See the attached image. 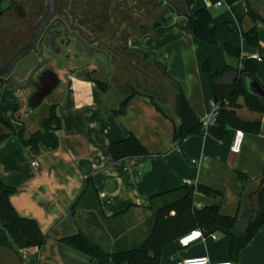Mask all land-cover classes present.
<instances>
[{"label":"crops","instance_id":"crops-1","mask_svg":"<svg viewBox=\"0 0 264 264\" xmlns=\"http://www.w3.org/2000/svg\"><path fill=\"white\" fill-rule=\"evenodd\" d=\"M34 1L0 0V64L24 38ZM37 2L41 5L45 0ZM14 4L23 9V16L15 13ZM224 4L213 6L210 0H194L191 6L192 10L203 6L213 8L220 46L216 50L213 44L185 30L186 16L178 13L173 4L166 11L171 19L158 25L154 34L152 31L128 39V46L156 53L160 60L166 61L168 73L183 83L187 101L200 119L208 117L213 101L209 74L201 69V62L210 60L216 71L228 63L234 64L236 61L221 48L224 42L248 51L238 20L236 25L231 22V28H225V22L234 21L233 17L244 18L245 0ZM256 26L264 44V20H257ZM244 61L243 57L237 61L239 67H243ZM256 77L264 87L263 60L258 61ZM231 78L232 75L225 74L223 80ZM106 83L108 88L102 92L85 75L66 76L62 89L53 95L62 121L57 132L59 143L52 149L40 145L39 153L46 155L47 163L39 158V165L32 167L35 154L15 134L0 140V178L15 188L10 201L19 214L34 218L46 235L40 248L26 247L17 253L0 225V264H127L126 261L100 263L61 239L83 232L108 251L136 245L147 233L151 197L184 182L202 184L216 191L214 195L196 191L193 199L198 206L215 203L223 214L233 215L238 210L242 191L237 172H242L250 179L243 214L255 200L264 178V112L248 108L243 96L237 97L235 113L242 119L260 122L257 132L242 130L243 141L237 152L230 149L236 130L233 127H227L225 137L220 139L211 125H207L202 134L189 135L177 145L172 141V121L155 107L149 95L129 96L126 111L116 113L115 109L128 93L116 91L112 84ZM50 89L43 102L53 93L54 88ZM27 95H21L20 100V92L12 81L1 83L0 117L15 130L24 127L26 132H33L39 128V107L43 102L29 107L24 102L27 103ZM159 96L164 105L172 106L171 90L159 92ZM19 100L25 104L24 109H16ZM0 130V134L5 132ZM129 134L139 139L149 155L113 160L108 144ZM87 177L95 191L93 187L85 189ZM179 238L164 244L159 264H179L183 257L203 254L213 262L230 260L235 264L227 234H206L187 245H182ZM238 262L264 264V222L240 249Z\"/></svg>","mask_w":264,"mask_h":264},{"label":"trees","instance_id":"trees-1","mask_svg":"<svg viewBox=\"0 0 264 264\" xmlns=\"http://www.w3.org/2000/svg\"><path fill=\"white\" fill-rule=\"evenodd\" d=\"M161 0H154L158 4ZM186 11L185 30L197 38L207 42L216 43L217 34L213 13L210 7L203 6L192 10L191 6L194 0H182ZM215 2L218 0H210ZM227 5L236 0H219ZM246 14L244 18L236 17L241 28L248 51L241 50L239 47L229 42L223 44L225 54L233 61H239L244 58L243 67L228 63L220 71L213 70L212 62L208 59L202 62L203 71L209 74V83L212 94V100L217 104V114L211 125L214 133L220 138L226 135V128L233 127L246 132H257L260 129V122L254 120H245L240 118L234 110L237 106V97L242 95L244 104L256 111L264 112V97L248 92L245 88V74L256 77L258 61L248 56L249 51H256L261 60L264 61V44L260 41L256 22L264 20V0H245ZM15 13L23 16L24 11L18 5L14 4ZM170 15L159 16L149 28L141 26V32L153 31L160 25L168 22ZM143 62L149 61L159 71L158 79L165 82V90L172 92V106L167 107L159 99L158 89H140V87L128 83L129 92L122 99L115 109L116 113L126 111L128 97L135 93H145L151 97L155 107L167 116L173 123L172 141L179 145L184 138L193 134H202L205 125L204 119H200L193 111L187 101L185 88L180 80L173 78L167 71L166 61L157 59L156 53L144 50H137ZM230 74L232 78L224 81V75ZM95 81L102 92L108 88L106 82L93 78L91 75H85ZM159 82V81H157ZM160 83V82H159ZM156 90V91H155ZM163 103V105H162ZM56 103L50 104L45 116L40 121L38 130L26 132L25 128L15 130L12 125L0 117V124L3 125L5 132L0 134V140L8 134H15L23 145L29 148L34 154L40 152V145L48 149L56 147L59 143L57 132L61 128L62 121L56 112ZM16 108V105H15ZM108 150L113 160H118L128 156L149 155L144 149L139 139L133 134L126 138L116 140L108 144ZM242 184V191L238 210L235 214H223L219 205L215 203L198 206L194 199L196 191L211 193L216 191L202 184H193L184 182L179 187L157 193L151 197L150 215L147 217V233L144 238L136 245L120 248L112 251L106 250L98 242L94 241L89 235L78 232L61 239L63 243L71 248L95 258L100 263L112 261L115 263L126 261L127 264H159V258L162 247L169 241H172L192 229L200 228L203 234L221 232L230 237L229 252L231 259L235 264H240L239 251L244 247L252 237L261 228L264 222V178L256 192L255 200L249 204L243 214V198L246 196V186L250 182L248 175L237 172ZM264 175V170L262 176ZM95 187L92 185L90 177L86 178L85 189ZM14 187L4 183L0 178V225L3 226L11 240L15 251L20 252L22 248L36 246L40 248L46 238L34 218L22 216L17 212L10 201V195ZM155 199V200H154ZM247 203L248 200H245Z\"/></svg>","mask_w":264,"mask_h":264},{"label":"flooded vegetation","instance_id":"flooded-vegetation-1","mask_svg":"<svg viewBox=\"0 0 264 264\" xmlns=\"http://www.w3.org/2000/svg\"><path fill=\"white\" fill-rule=\"evenodd\" d=\"M145 2L143 5V0H54L49 12L47 0L41 5L34 1L33 11L28 13L24 38L0 67L7 64L5 76H9L20 61L19 66L16 65V73H19L30 54H35L42 63L23 77L16 76L15 84L12 82L20 92V100L21 95L33 90V85L41 87V92L54 88L39 107V125L48 106L56 103L53 95L59 92L68 74L91 75L117 87L133 83L135 78L126 79V83L120 79L125 65L133 76L137 67L140 69L138 63L131 61L136 59L137 50L128 46V39L142 35L143 6L147 8V2L151 0ZM168 2L174 5L175 0ZM51 70L57 77H53ZM114 72L120 76L112 75ZM24 102L29 107L33 105ZM25 104L20 101L16 109H24ZM0 129H3L2 124Z\"/></svg>","mask_w":264,"mask_h":264},{"label":"rangeland","instance_id":"rangeland-1","mask_svg":"<svg viewBox=\"0 0 264 264\" xmlns=\"http://www.w3.org/2000/svg\"><path fill=\"white\" fill-rule=\"evenodd\" d=\"M38 1V0H37ZM38 4V2H37ZM146 4L145 0H143V5ZM224 4V3H223ZM172 3H169L168 0H161L158 4H155L154 2H147V8H144L143 6V12H142V15H141V26H147L146 28H149L152 23L159 17V16H163L165 17L166 15V11H167V7L171 6ZM225 5V4H224ZM38 6V5H37ZM36 9H38L36 7ZM211 11L213 13V8H211ZM234 21L231 20V21H227L225 22V28L228 29V28H231L230 24L231 22H235V25L237 24L236 22V19L235 17H233ZM233 24V23H232ZM236 27V26H235ZM142 28V27H141ZM145 33H152L151 30L145 32ZM144 33H142L143 35ZM217 34V41L216 43H213V50H216L219 46V36H218V33L216 32ZM225 43V42H224ZM224 43H221V48H223V44ZM211 44V43H210ZM217 45V46H216ZM242 50V48H240ZM224 51V49H223ZM135 53H137L135 51ZM135 60H131L132 62H135V63H138V65L140 66V73H139V67H137V73L133 76L130 69L127 67L126 68V65H125V71L122 72L123 74V77L120 79V80H125L124 82L126 83V81L130 78H135V80H133V83H131V86L133 85H136L138 87H140V89H147L150 88V89H158V94L159 92H163L165 90V82H161V78L158 79V74H159V71L158 69L156 68L155 65H153L152 63H150L149 61H144L142 60L140 54L138 53L136 56H135ZM242 58H240L241 60ZM235 65H237V63L235 62L234 63ZM239 65V64H238ZM201 69H202V62H201ZM112 75H118V72H114ZM127 79V80H126ZM159 81V82H157ZM114 88L112 89H116L119 90V91H125L126 94L129 92V85L127 84H123L122 86H114ZM156 91V90H155ZM254 201V200H253ZM245 203V204H244ZM243 204L244 205H247L244 198H243Z\"/></svg>","mask_w":264,"mask_h":264},{"label":"water","instance_id":"water-1","mask_svg":"<svg viewBox=\"0 0 264 264\" xmlns=\"http://www.w3.org/2000/svg\"><path fill=\"white\" fill-rule=\"evenodd\" d=\"M12 1L13 0H9V2H12ZM53 3H54V0H47V9L49 12L51 8L53 7ZM174 5L177 8L178 13H181V12L184 13L186 11L185 5L182 0H175ZM157 59H160V58L158 57ZM19 64H20V61L16 63V65L18 66ZM41 64L42 63L38 61L37 56L35 54H30L28 55L27 62L22 66L21 72L16 73L17 66L15 65L14 72L9 76H5L7 64L3 65L0 67V84L8 80H11L15 84L16 76L23 77L27 71L29 70L34 71L38 69ZM109 68L111 67L109 66ZM51 74L53 75V77H57L56 74L52 70H51ZM40 88L41 87H36L35 85H33V90L27 95V103H32L34 106H39L43 102L44 97L49 91L41 92L39 90ZM245 88L248 92L252 94L260 95L264 97V87L260 84L257 78L253 77L250 74H245ZM102 98H104L103 93H102ZM31 153L33 152L31 151ZM35 155L38 156L44 163H47V157L45 154L36 153Z\"/></svg>","mask_w":264,"mask_h":264},{"label":"built area","instance_id":"built-area-1","mask_svg":"<svg viewBox=\"0 0 264 264\" xmlns=\"http://www.w3.org/2000/svg\"><path fill=\"white\" fill-rule=\"evenodd\" d=\"M221 3V1H215L212 2L213 6L218 5ZM248 56L251 58L256 59L257 61L261 60V56L256 51H249ZM217 104H215L214 101H211V111L206 119L203 120V123L205 126L212 125L214 122V117L217 114ZM243 141V131L240 129H236L230 144V149L232 151H239L241 148V144ZM40 159L38 156L34 155L31 159V165L32 167H37L40 163ZM204 236L202 229L195 228L190 230L189 232L185 233L179 238V241L182 245H187L193 240L202 238ZM179 264H234L230 260L226 261H210L209 258L206 255H196V256H187L183 257L180 261H178Z\"/></svg>","mask_w":264,"mask_h":264}]
</instances>
